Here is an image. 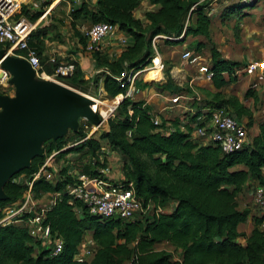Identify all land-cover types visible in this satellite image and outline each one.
<instances>
[{
	"label": "trees",
	"instance_id": "trees-1",
	"mask_svg": "<svg viewBox=\"0 0 264 264\" xmlns=\"http://www.w3.org/2000/svg\"><path fill=\"white\" fill-rule=\"evenodd\" d=\"M141 1L84 0L77 7H71L68 15L72 20H79V23L86 20L89 25L114 24L118 31L129 37V41L116 56H108L103 50L92 53L94 67L105 72L84 79L80 68L71 62L73 73L59 79L68 80L83 92H86L87 84L97 86L101 80L104 92L113 98L127 90V85H121L117 80L122 73L135 72L149 64L154 37L168 47L182 44L187 37H201L210 45L208 70L212 74V87L219 90L235 80L232 71L242 64L221 57L211 43V18L207 11L213 0H147L155 8L144 12L143 17L148 22L145 26L133 15ZM253 1H234L221 8L219 16L243 15L245 9L252 8L250 3ZM22 13L26 15L25 7H22ZM37 15L39 12L27 17L34 22ZM39 32L42 31L34 30L28 43L35 47L44 70L50 75L52 65L42 61L39 38L42 33ZM77 36L84 46L85 38ZM34 41L40 43L37 45ZM202 47L203 43L195 42L190 49L199 53ZM5 49L0 46V50L5 52ZM161 72L167 76L168 69ZM224 73L228 74L226 80L222 76ZM170 91L191 94L187 89L176 87ZM250 92L252 90L247 88L244 96ZM192 107L195 112L188 114L184 129L174 126L165 132L164 120L143 100L125 97L107 118L105 129H96L75 146L61 150L85 136L79 130L71 134V139L46 140L41 145L42 154L32 157L26 166L2 184L0 217L4 208L23 199L26 182L53 151H58L59 158L71 151L80 155L86 152L92 165V168H86L87 158L84 166L89 176L98 174V168L106 167L105 148L115 151L124 163L121 183L132 188L142 205L149 204L153 209L172 206L168 211L135 215L129 219L91 215L80 201L68 195L65 185L71 178L61 167L53 182L40 176L31 182L30 188L34 200L44 193L55 194L41 223L49 227L52 237L61 239V251L51 255L48 249L42 248L39 241L28 234L25 221L0 225V264H264V211H256L251 217L252 228L246 236L239 226L246 221L249 211L246 208L238 210L236 203V196L249 180L255 181L253 187H264V121L257 125L255 135H248L244 147L225 154L213 143L203 144L191 138L196 117L203 115L206 119L210 111L222 108L236 119L250 118L247 110L236 98H223L218 91L204 105ZM152 114L157 116V124L152 122ZM249 125L247 123L245 128ZM148 162L154 171L152 178L146 174ZM16 177L25 179L16 182L13 180ZM86 234L92 253L88 258L76 261L74 256ZM160 243L178 250L179 257L173 259L171 253L156 250L155 246Z\"/></svg>",
	"mask_w": 264,
	"mask_h": 264
},
{
	"label": "built area",
	"instance_id": "built-area-1",
	"mask_svg": "<svg viewBox=\"0 0 264 264\" xmlns=\"http://www.w3.org/2000/svg\"><path fill=\"white\" fill-rule=\"evenodd\" d=\"M0 0V46L5 47V53L24 60L34 72L36 79L49 80L54 78H65L70 76L74 71V65L71 62H64L58 60L54 56H50L47 62L52 65V74L48 75L44 70V63H42L37 55L34 46L28 43L29 35L35 29L37 22L44 18L49 11L50 2L43 6L46 0ZM22 7H25L26 15L22 13ZM39 15L34 22H30L27 15L38 13ZM211 9L207 11L210 15ZM114 24L106 22H98L89 25L82 33L85 38L83 49L89 53L104 50L105 47L119 46L123 48L127 45L129 37L124 33L118 35ZM155 38V37H154ZM153 38V39H154ZM152 39V57L150 65L147 68L135 72L122 73L118 81L121 85H127L125 94H120V99L129 97L130 88L138 73L145 70L156 69L161 72L162 64L159 58V67L154 63V59L158 53L154 47ZM19 51V52H18ZM181 58L188 64L197 65V71L204 75L206 80H210L212 74L208 70V65H201L199 61V54L186 50L181 54ZM200 64V65H199ZM89 74L105 72L103 69L89 70ZM91 75V76H92ZM232 76L238 78L240 76L250 77L248 88L252 91H264V61L250 60L232 71ZM90 76V77H91ZM88 77V78H90ZM10 78L8 71L0 66V87L5 86ZM45 79V80H47ZM123 80V81H122ZM114 106L112 110L115 108ZM152 122L158 123L156 115H151ZM196 124L201 123L202 126H193L192 139L202 141L205 143H213L220 152L229 153L239 150L248 142V133L242 122L236 119L233 115L228 114L222 108L213 109L210 111L208 118L203 115L196 117ZM102 122L94 124L90 127L91 132L100 127ZM129 136V132L126 133ZM89 135L76 142H71L64 146L61 150H65L75 146L78 142L83 141ZM58 151H53L46 156L43 163L40 165L36 173L27 181V187L23 194V199L6 207L2 211L0 217V225H7L16 222L25 221L27 225L28 234L35 240L39 241L42 248L48 249L51 255L59 253L62 249V241L60 238L52 237L50 235L49 227L42 224L45 209L52 203L47 205H39L33 199L31 192V182L34 179L42 176L45 180L53 182V176L56 172L51 165V161L57 157ZM72 165L66 163L62 166L66 169L67 174L71 178V182L65 185V190L71 199L80 201L91 215H97L100 218L118 217L122 219L133 218L135 215L147 216L150 215L151 205H142L141 201L134 195L131 187L126 188L121 183V179H108V167L98 168V174L94 176L79 177L72 172L68 166ZM73 166V165H72ZM71 166V168H73ZM49 170L47 171V168ZM57 177V175H56ZM55 177V178H56ZM20 181V177L13 179ZM53 201V200H52ZM252 205L257 212L264 211V187L256 185L251 191ZM160 208L153 209V212H160ZM92 253L90 244H82L74 256L76 261H82L88 258Z\"/></svg>",
	"mask_w": 264,
	"mask_h": 264
},
{
	"label": "crops",
	"instance_id": "crops-1",
	"mask_svg": "<svg viewBox=\"0 0 264 264\" xmlns=\"http://www.w3.org/2000/svg\"><path fill=\"white\" fill-rule=\"evenodd\" d=\"M60 1H64V0H54L52 3H50L49 11L47 13L49 14V20L54 25V27L47 32L46 37L39 36V38L43 42V44L40 45L41 47L40 53L43 59L41 60L47 61V59L50 56H54L57 59L58 58L63 59L62 61H65V62H74L77 65V67L80 68L83 78L87 79L88 77L92 75V74L91 75L89 74L90 73L89 70L94 69L93 54L83 49V46L79 43L77 34L82 36L83 31L89 27V23L86 20L84 23H79L80 22L79 20L74 21L69 16H66V14H65V17L59 16V19L54 18L55 16L53 13L55 9L58 7L57 3ZM82 1L84 0H70L69 3L68 1L67 2L65 1L67 5L65 12L69 11L71 7H77ZM213 1L211 3H213ZM218 1L219 0H217V2ZM26 2H29V1L26 0ZM90 2H93V0H90ZM154 8L155 6L148 4L147 0H142L140 4L138 5V7L134 9L133 15L134 17L140 20L142 26H145L148 24V22L144 19L143 14L145 11L151 10ZM210 9L211 11L212 10L214 11L212 4H210ZM211 14L212 13H210V16ZM60 23H64V24H60ZM72 24H73V27H72ZM74 30L76 31L77 34L74 33ZM117 34L120 35L122 34V32L119 31ZM200 38L201 37H187L186 40L180 45L170 46V47L165 46L166 48H168V50L169 49L172 50L175 48L180 49V55H179L180 60H177L178 62L175 61L176 64L173 63L170 67V76L172 80L174 81L175 80L174 78H177V77L182 78L185 81H187V85L190 88L191 86L194 85L193 89L195 91L192 89L191 94L186 93V92H179V93L172 94V95H170L169 93H165V91L163 90H158V91L156 90L155 92L148 91L145 93L140 92L141 94L140 99H132V100H143L150 107L153 113H155L159 118L164 120L165 129L163 131L166 132L168 130H171L174 126H177L180 129H184V124L187 123V120H188L187 119L188 114L195 112L194 107L192 106L196 104L204 105L206 101L210 100L213 93L218 91L223 98H227V97L236 98L238 103L241 104L247 110V112L250 115V118H248V116H241L239 118V121L242 122L244 126L247 123H250V125L246 129L247 133L249 136L255 135L257 133V125L259 124V122L264 121V91L262 90L252 91L250 92L249 95L244 96V93L247 90L248 84L250 82V77H247L244 75L238 78H235L233 82H231L228 85L222 86L219 90H215L211 85V81L206 80L204 75L197 71V65L188 64L184 59L181 58V54L184 51L186 50L192 51L191 49H188L191 47L190 45H187V44H194L195 42H201L202 39L200 40ZM154 39H156L154 40V43L157 46V41H160V40L156 37ZM155 44H154V47H155ZM113 48H114V44L112 46L105 47L103 51L108 56H114L115 51L113 50ZM158 49H161V48H159L158 46ZM201 49L202 48H200V50ZM198 54L200 58L199 61L201 63H204L205 65H209L208 62L204 61V58L202 57L200 51ZM158 56H160L159 58L161 59V57H163L164 54H158ZM183 63H184V67L186 65L187 69L192 71V74L187 75L186 71H184ZM243 63H246V62H243ZM158 73L159 75L157 79L159 78L161 79L162 74L160 71ZM148 74H151V72H148ZM222 76L226 80L228 77V74L224 73ZM98 84L102 87L101 80H99ZM133 92L134 91L130 89V92H129L130 98ZM181 100H185V102L187 103L184 104V102ZM201 102L202 104H200ZM258 113L259 114L261 113L262 116H258ZM107 150L105 149L103 150V152H105L106 159L108 158ZM111 153L113 156L112 159L109 162H107L106 160V163H105L106 167H108V170H109L108 179L117 180V179H120L121 177L119 175L120 170L118 171V169H115L116 165H115V161L113 160L118 158L120 155L119 153L115 151H111ZM80 154L79 152L71 151L65 154L64 156H62L61 159L65 160L67 164L68 163L70 164L71 162V164L73 163L74 165L73 158H77V156H80ZM85 162H86V159L81 160V161L75 160L76 166L74 167L70 165L68 167L72 169V172L78 175L79 177L86 176L87 172L84 166ZM64 164H62V166ZM71 166L73 168H71ZM111 166L113 170H115L113 174L114 176L112 175L113 177L110 175ZM254 183L255 181L249 180L246 183L245 187L242 189V191L236 196L237 209L242 210L246 208L249 211L248 218L246 219L244 223H242L239 226V230L244 232L246 236L249 234L252 228L251 217L255 213V209L251 201V191H252ZM54 195L55 194H51V193L42 194L39 200V203H40L39 205L42 206V205L50 204L54 198ZM171 206L172 204L166 207H159L161 210L160 212L168 211ZM152 213H156V212H153V208L151 209L150 214ZM262 226L264 228V223L262 224ZM82 244H90V239H89L88 234L85 235V240L83 241ZM171 249L174 250L173 247H171ZM175 252L177 256L176 257L172 256L173 259H177L179 257V251L177 250Z\"/></svg>",
	"mask_w": 264,
	"mask_h": 264
},
{
	"label": "rangeland",
	"instance_id": "rangeland-1",
	"mask_svg": "<svg viewBox=\"0 0 264 264\" xmlns=\"http://www.w3.org/2000/svg\"><path fill=\"white\" fill-rule=\"evenodd\" d=\"M52 0H46L43 3V6L46 4H49ZM54 1V0H53ZM52 1V2H53ZM70 2V0H64L60 1V4L54 11V18L59 19V16H66L68 15V11L65 12L66 10V3ZM234 1L237 0H214L212 4V7L214 8V11H211V24H210V39L211 43H213V47L219 52L221 57L229 59V60H234L238 61L239 63L243 62H248L250 60H259V61H264V0H248V1H253L252 8H247L244 10V14L240 15L233 13L230 14L229 17L224 16L221 18L219 16L220 9L223 8L225 5H229L230 3H233ZM236 3V2H235ZM38 17V15H37ZM53 18V17H52ZM31 19H29L30 21ZM31 22V21H30ZM64 24V23H60ZM54 27V25L51 23L49 20V14H46V16L42 19H40L36 26L35 30H41L42 36L46 37V34L49 30H51ZM58 36V35H57ZM43 37V38H44ZM190 39V38H189ZM202 39V40H201ZM153 39V44L154 43ZM201 42L204 44V47L200 50L202 57L204 58V61L208 62L209 64V53H208V48L209 44L204 40L203 38H200ZM35 42V41H34ZM37 45L40 43L35 42ZM192 43V42H191ZM43 42H41V45ZM190 45V47L193 46V44H187ZM159 48L161 49H158ZM152 47V43H151ZM167 47V46H166ZM161 41H157V46L155 44V49L158 54H164L163 57H161L160 61L162 64V70L164 72L165 69H168V74L165 76L164 74L162 75L161 79L155 78H150L151 74H148V72H152L153 70H145L141 73L137 74V77H135L133 81V85L131 86V90L134 92L131 95V99H140V92H148V91H158V90H163L165 93H169L170 95L175 94L174 92L170 91L173 89V87L180 88V89H187L189 92L194 88L191 86V88L187 85V81H185L182 78H174L175 80L173 81L171 76H170V67L173 63L176 64L175 61L180 60V49L175 48V49H169L166 48ZM40 48V47H38ZM153 49V48H152ZM190 49V48H188ZM113 50L115 51L114 56H116L122 48L119 46H114ZM168 50V51H167ZM19 52V51H18ZM161 56V55H160ZM159 56V57H160ZM152 57V55H151ZM150 57V59H151ZM159 57H156L155 64L156 62L159 63ZM150 59H149V64L144 67L147 68L150 65ZM58 60L62 61L63 59L58 58ZM65 62V61H64ZM178 62V61H177ZM202 65H205L204 63H201ZM199 64V65H200ZM159 67V66H157ZM184 67V63H183ZM182 67V68H183ZM158 71V70H157ZM184 71H186L187 75L192 74L191 70L187 69V66L185 65ZM159 72V71H158ZM162 74V72H161ZM93 76V75H92ZM186 77V75H185ZM91 78V77H90ZM181 79V80H179ZM44 80V79H42ZM47 82V86L49 85L50 87H58L57 84H62L64 87H70L80 93L87 94L89 96H93L95 99L99 100L100 103L98 106L95 108L93 106H88L89 110L93 113L96 114L97 118L99 119L102 124L100 125L99 128L105 129L106 128V120L107 118L111 117L113 115V109L114 106H117L118 101H120V94L116 95L113 98H109L106 93L104 92L103 88L98 84L97 86L92 85L91 83L87 84L84 89H86V92L80 91L78 88H76L74 85H72L68 80L66 79H59V78H54L53 80H45ZM51 81V82H50ZM58 82V83H57ZM60 86V85H59ZM194 90V89H193ZM195 91V90H194ZM0 96H7V98H14V86L7 82L5 86L0 87ZM114 100V103L112 101ZM185 103V100H181ZM187 101V100H186ZM95 110V111H94ZM258 116H262V114L258 113ZM94 125V123L86 120L85 118L78 117L76 119V131L79 130L82 133H85V135H91L92 133L90 130V127ZM75 132L71 129V127L67 126L64 129V132L62 134V137H68L72 138L71 134ZM46 141V140H45ZM44 140L40 141V144L42 145ZM42 149V148H41ZM107 150V148H105ZM108 152V158L106 159L107 162H109L112 159V153L111 151L107 150ZM106 157V155H105ZM88 158V154L86 152H83L82 155L77 156V158L74 159V165L75 167V160L81 161L84 159ZM100 159V158H99ZM140 159H142L140 157ZM115 169H118L119 175L121 176L120 179L121 181L124 180L123 174H122V166H123V160L122 157L119 156L115 160ZM65 163V160H62L59 157H55L51 161L52 168L57 171V169L62 167V164ZM148 165V169L146 171V174L149 175L150 178L153 177L154 171L153 168L151 167V164L148 162L146 163ZM87 169L92 168L91 165V158H88V162L85 164ZM49 170V167L47 168V171ZM115 170H113L112 166L110 167V175L112 176L114 174ZM114 176V175H113ZM112 176V177H113ZM56 175L53 176L52 180H54ZM25 178L20 177V181H23ZM41 196L37 198V202L39 203ZM45 200V199H44ZM256 212V211H255ZM257 213V212H256ZM85 240V238H84ZM156 250H163L166 252H169L172 254V256L176 257L177 254L174 250L171 249L170 246H168L166 243H160L155 246ZM123 264H128L127 262H124Z\"/></svg>",
	"mask_w": 264,
	"mask_h": 264
},
{
	"label": "water",
	"instance_id": "water-1",
	"mask_svg": "<svg viewBox=\"0 0 264 264\" xmlns=\"http://www.w3.org/2000/svg\"><path fill=\"white\" fill-rule=\"evenodd\" d=\"M0 66L9 72L8 82L14 86V98L0 96L2 197L4 181L26 166L32 157L42 154L40 141L62 137L67 126L76 131L78 117L94 124L100 121L79 95L83 93L58 84V87L47 86L45 80L34 77L33 70L24 60L0 50Z\"/></svg>",
	"mask_w": 264,
	"mask_h": 264
},
{
	"label": "bare ground",
	"instance_id": "bare-ground-1",
	"mask_svg": "<svg viewBox=\"0 0 264 264\" xmlns=\"http://www.w3.org/2000/svg\"><path fill=\"white\" fill-rule=\"evenodd\" d=\"M159 59H157V61H158ZM155 61H156V58L154 59V63H155ZM157 64V66H159V63L158 62H156ZM156 66V67H157ZM150 70H153L152 72H151V78H155V77H157V75H158V71L156 70V69H150ZM45 79H47L46 77H44ZM44 79V80H45ZM47 80H49V79H47ZM51 82V81H50ZM58 83V82H57ZM58 85H60V87H64L62 84H58ZM73 92H75V91H73ZM75 93H77V92H75ZM79 94V93H78ZM88 104V106H93L94 108L96 107V106H98V104L100 103V101L99 100H97V99H95L93 96H89V95H87V94H79ZM95 111V110H94ZM96 113V112H95Z\"/></svg>",
	"mask_w": 264,
	"mask_h": 264
}]
</instances>
